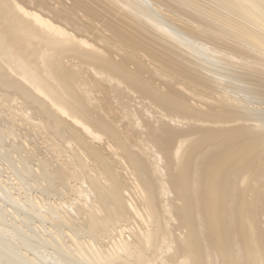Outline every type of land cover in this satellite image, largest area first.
I'll list each match as a JSON object with an SVG mask.
<instances>
[{
	"label": "bare ground",
	"instance_id": "1",
	"mask_svg": "<svg viewBox=\"0 0 264 264\" xmlns=\"http://www.w3.org/2000/svg\"><path fill=\"white\" fill-rule=\"evenodd\" d=\"M0 162V264H264V0H0Z\"/></svg>",
	"mask_w": 264,
	"mask_h": 264
},
{
	"label": "rangeland",
	"instance_id": "2",
	"mask_svg": "<svg viewBox=\"0 0 264 264\" xmlns=\"http://www.w3.org/2000/svg\"><path fill=\"white\" fill-rule=\"evenodd\" d=\"M4 116V114H3ZM30 143L34 144V141L30 140ZM2 162H0V182L1 181H5L6 184H8L10 187H13V193L15 194H19V192H22L16 185L15 183L17 182L16 180L14 181V176L12 175V173H8L5 171H2ZM33 195V192H31ZM37 194V193H35ZM2 203H5V207L7 208V205H9L8 207H15L14 205H12L9 201H7L6 199H4L3 197H0Z\"/></svg>",
	"mask_w": 264,
	"mask_h": 264
}]
</instances>
